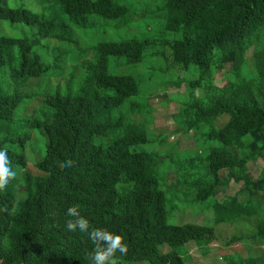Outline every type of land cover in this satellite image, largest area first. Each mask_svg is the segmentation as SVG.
<instances>
[{"label": "trees", "instance_id": "trees-1", "mask_svg": "<svg viewBox=\"0 0 264 264\" xmlns=\"http://www.w3.org/2000/svg\"><path fill=\"white\" fill-rule=\"evenodd\" d=\"M36 1L41 11L0 0V19L32 30L0 35V146L18 173L0 190V264H91L92 242L64 227L74 204L126 239L119 264H187V243L207 253L225 239L214 225L170 221L192 201L233 225L227 244L246 247L225 253L229 264H264V0H145L142 17L161 24L121 40L113 31L138 15L131 0ZM63 54L74 71L51 66ZM171 85L174 127L158 131L151 95ZM189 137L213 146L179 158ZM231 178L250 189L241 201L218 199ZM242 220L254 228L233 232Z\"/></svg>", "mask_w": 264, "mask_h": 264}, {"label": "rangeland", "instance_id": "rangeland-1", "mask_svg": "<svg viewBox=\"0 0 264 264\" xmlns=\"http://www.w3.org/2000/svg\"><path fill=\"white\" fill-rule=\"evenodd\" d=\"M6 1L9 5L17 7V6H23L35 11H41L43 6L42 4L36 0H4ZM130 1V0H129ZM134 4L133 7V12L138 13V15H133V18L131 21L126 23V25L122 26L121 28H117L113 31V36L115 37L116 40H121V39H127V38H135V37H141V35L147 31L148 26L151 27H156L158 28L161 23H156L153 21L151 18H144L142 17L141 13V8L142 6L144 7L143 3H145V0H131ZM147 1H155V2H160L161 0H147ZM24 31L27 33L31 34L32 30L19 22H12L9 19H0V35H6V36H19V35H24ZM101 33L103 31H100ZM87 37H83V41H89ZM90 56V55H88ZM72 56H69L67 54L60 55L58 57H54L53 61L51 63V66H54L55 68H59L58 70L61 72H68L69 68H72V71H74L73 64L74 60L76 58H69ZM62 66V67H61ZM246 69H249L247 65H245ZM134 71L136 73L141 74L142 76H147L146 72L148 70L146 68L144 69H137L134 67ZM52 75L55 76H60L57 72L51 73ZM0 78L4 80V82L8 81L7 74L4 72H0ZM217 82L220 85H223L226 80L224 77V73L219 72L216 75ZM146 80V79H142ZM186 80H182V89L186 87ZM50 88H53L51 85ZM173 91H181V89H178L176 86L171 85L169 90L167 92H158L157 94L151 95V102L154 106V125L159 126L158 131L162 128H165L164 130H169L174 127L173 121L171 118L172 113L176 111V101H170L166 106H165V100L167 99L168 94L170 95ZM164 125V126H162ZM174 136H171V139H173ZM110 139V136L108 137H99L96 140H104L108 141ZM200 141H198V138L195 137V139L189 137L186 139H183L178 144V149L176 151V154L184 158L192 157L194 156L197 152H202L204 148H210L212 147V142L207 141L204 142L203 147L200 145ZM199 147V148H198ZM182 150H185L183 153ZM196 152V153H195ZM195 153V154H194ZM198 154V153H197ZM250 175L256 179L263 167V162L262 160H256V161H251L250 163ZM226 171V170H225ZM249 188L246 187L242 182H237L235 181L234 178H231L228 183L223 184L220 187V191L218 193V199H223V198H228V197H233L236 198L237 200L241 201L243 200L248 192ZM258 200L259 202L264 203V193L261 192L260 195H258ZM172 217H170V221L173 222L174 224H182L181 222L185 221H191L199 224H207V225H214L215 231L217 236L220 238L221 235H225L224 242L222 239H216L214 243H212L213 248L211 247L210 251L207 253H203L200 250V247L192 242H189L185 245L187 249H189V255L186 256V263L187 264H229L228 261H232L235 258H239V256H242L241 254H234V251L236 250H243L246 249L244 248L243 244L241 243H231L227 244L226 241L230 240V238L233 236L231 233V230L233 229L231 226L233 225H228L227 223H219L215 224L214 222V214L213 212L205 207L203 204H199L196 202H188L185 204H179L176 206V208L173 209V213L171 214ZM250 228L253 227L254 221H240L237 225L235 226V229L233 232L235 233H241L244 232L245 228ZM229 226V227H228ZM254 228V227H253ZM252 228V229H253ZM251 229V230H252ZM231 234V235H230ZM216 236V237H217ZM243 246V247H242ZM258 249L260 251L264 250V244L260 243L258 244ZM204 249H206L204 247ZM225 253H227L228 259L225 258ZM246 256V253L245 255Z\"/></svg>", "mask_w": 264, "mask_h": 264}, {"label": "clouds", "instance_id": "clouds-1", "mask_svg": "<svg viewBox=\"0 0 264 264\" xmlns=\"http://www.w3.org/2000/svg\"><path fill=\"white\" fill-rule=\"evenodd\" d=\"M60 163L62 167H70L73 161L68 158ZM17 174L11 166L8 148L0 146V190L5 189ZM65 215L64 227L68 231L84 234L92 242L93 248L88 254L91 264H119L127 254L129 245L120 233L93 226L77 205L69 206Z\"/></svg>", "mask_w": 264, "mask_h": 264}]
</instances>
